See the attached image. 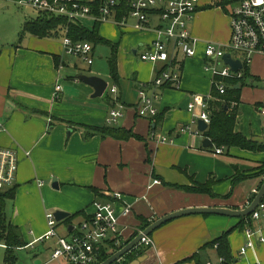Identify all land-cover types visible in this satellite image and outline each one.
<instances>
[{
  "label": "crops",
  "instance_id": "1",
  "mask_svg": "<svg viewBox=\"0 0 264 264\" xmlns=\"http://www.w3.org/2000/svg\"><path fill=\"white\" fill-rule=\"evenodd\" d=\"M221 1L199 0L197 12L187 26L197 42L196 55L179 57L172 66L180 73V83L178 87L159 90L154 104L162 120L155 124V118H139L131 108L138 101L140 87L146 86L149 95L152 80L166 69L161 63L154 65L138 59L156 40L155 32L135 31V20L130 18L124 28L117 26L121 36L100 35L117 44L119 81L113 85L109 77L99 73H81L77 63L67 59L60 38L27 34L18 41L23 24L37 19L39 12L35 17L27 6L15 0H0V148L17 154V172L11 186L16 187L15 197L10 200L14 202V214L7 221L18 228L24 242L23 247L14 249L16 264H20L19 253L25 254L29 264L49 259L55 240L40 238L48 230L46 215L56 211L78 219L76 225L71 223L73 218L57 223V234L68 236L93 212L95 201L114 203L117 213L128 206L131 212L120 217L119 229L124 239L130 240L141 232L142 220L152 223L188 208L241 210L249 204L264 179L252 172L264 163V152L221 147L223 152L216 155L217 148L212 143V147L202 146L203 134L194 136L178 130L187 124L197 129L198 121L193 123L194 115L187 106L194 104V114H198L201 102L212 93V77L204 70L203 49L207 42L225 44L229 40L228 13L222 7H210ZM150 19L152 27L160 26L159 18L152 15ZM81 22L92 24L89 20ZM249 73L258 82L240 89L235 132L264 145V116L260 113L264 108L263 57L254 58ZM80 75L106 81L108 94H103L100 102H91L93 89L77 79ZM112 87L116 88L114 94L110 93ZM217 101L210 96L208 107ZM116 102L126 109L114 127L135 137L116 139L93 132L88 136L87 131L79 129L80 125L106 127L107 113ZM157 134L168 141L159 143L154 137ZM237 178L238 183L233 185ZM210 179L214 182V197L183 189ZM53 180L57 189L52 187ZM154 180L159 184L152 185ZM114 194L121 195V199L115 200ZM238 223L234 218L202 215L172 220L150 234L152 246L139 247L144 249L138 257L142 258L139 264H217L216 248H201L228 230H232L228 236L230 264H264V244L256 239L253 249L240 254L246 238L243 230L235 228ZM60 224L67 232L64 235L58 231ZM251 225L264 232V214ZM5 252V245L0 244V264H5ZM194 255L195 259L186 261Z\"/></svg>",
  "mask_w": 264,
  "mask_h": 264
},
{
  "label": "built area",
  "instance_id": "2",
  "mask_svg": "<svg viewBox=\"0 0 264 264\" xmlns=\"http://www.w3.org/2000/svg\"><path fill=\"white\" fill-rule=\"evenodd\" d=\"M121 0H101L96 16L91 7L84 0H17L21 6H29L39 13L64 17L69 22L89 20L90 22L113 23L120 28L127 25L128 19H134V30L137 32L152 31L156 34V40L149 45L148 49L139 54L141 62L150 64H163L166 69L161 70L152 80L153 91L148 95L147 87L142 85L138 90V101L132 106L139 118H155L159 111L155 102L159 99V90L165 85L178 86L180 73L172 69V66L181 59L193 58L196 55V41L191 38L188 31V22L194 17L199 0H129L128 14L120 20L116 19V10ZM229 2V27L230 37L227 43L220 44L207 42L204 44L203 57L205 60L204 70L212 77V84L219 95L225 94L227 85L224 79L238 80L242 77L244 67L249 68L256 57L264 58V0H227ZM159 18L160 26L152 27L151 16ZM63 52L67 56L78 57L87 65H92V47L87 42H72L65 37L62 40ZM229 54L232 60H240L241 69L234 73L231 68L224 64L223 57ZM221 69L218 70V67ZM59 87L56 88V91ZM116 88L112 87L110 93L114 94ZM200 104V111L194 114L195 105L189 103L187 110L194 115L195 124L202 121L208 127L210 113L207 99ZM234 103H232L233 106ZM126 106L115 103L107 113L106 125L114 126L123 117ZM264 116V108L260 110ZM2 124L0 123V130ZM182 133L200 136L198 129H192L191 125L179 126ZM159 143L168 141L166 136L154 135ZM222 148L215 149L219 155ZM17 172V154L11 149L0 148V191L11 187L15 181ZM159 184L157 180L152 182ZM115 200H120L121 195L114 194ZM93 212L83 220L75 233L68 236H59L56 232L57 222L53 214L46 215L48 230L40 238L44 240L54 239L55 245L49 259L42 264H96L101 254L100 248H108L120 244L123 233L119 229L120 217H126L131 210L124 206L117 213L114 203L98 202L92 204ZM264 214V203H261L251 214V221L258 220ZM243 233L246 243L240 249L244 255L249 249H253L254 240L264 244V232L259 228L245 227ZM150 247L153 245L149 237L143 238L140 245ZM206 264H211L207 262ZM217 264H223L219 258Z\"/></svg>",
  "mask_w": 264,
  "mask_h": 264
},
{
  "label": "trees",
  "instance_id": "3",
  "mask_svg": "<svg viewBox=\"0 0 264 264\" xmlns=\"http://www.w3.org/2000/svg\"><path fill=\"white\" fill-rule=\"evenodd\" d=\"M17 1V0H15ZM128 1L121 0L119 7L116 10V19H121L123 16L128 14ZM101 0H94L93 2L87 3L91 7L92 12L98 16V8L100 6ZM210 7H222L227 13L229 9V2L227 0H222L221 2L215 3ZM102 23L96 21L92 23L91 28H86L81 21L76 23L69 22L64 17H54L39 13L37 19L33 21H28L23 24L22 29L19 33L18 41L25 35H31L38 38H60L63 40L65 37L69 38L72 42H87L91 47L96 45H105L110 48V56L107 58V69L108 77L110 78L113 85L117 84L119 81L117 73V44H113L99 35V28ZM92 47V52H93ZM57 61V57L55 58ZM225 84L227 85L225 94L219 95L216 88L213 86V90L210 96L217 98L219 101L209 104V113H210V124L206 132L203 133V136L210 140L215 148H225L230 149L232 147L239 148L242 150L252 151V152H264V145L258 144L252 140H248L239 133L235 132V122L237 111L231 103H240V89L243 87H252L255 86V83L258 82L257 78L252 77L249 73V69L244 67L242 70V77L238 80H229L224 79ZM238 86V88H237ZM165 87H171V85H165ZM164 87V88H165ZM173 87V86H172ZM223 100V101H222ZM155 124H159L162 120V116H156ZM79 129H83L84 133L87 131L88 136L90 132L100 135L101 137H112L116 139H129L130 137H135L131 133L115 128L114 126H108L103 128H93L89 126H78ZM252 172L257 174L256 176L264 177V163L258 164L255 168L252 169ZM240 178H237L233 181V185L238 183ZM213 180H209L205 184L196 185L194 188H183L184 191L188 193L204 194L210 197H214L212 191ZM262 184V183H261ZM260 184V186H261ZM259 186V188H260ZM258 188V189H259ZM16 187H8L0 191V244L5 245V264H16V257L14 255V249L21 248L24 246L20 232L17 227L11 225L6 218L5 207L7 201L13 200L15 197ZM96 196H99L97 190H93ZM253 198L249 200L251 202ZM264 200V199H263ZM263 200L261 203H263ZM205 216V215H203ZM75 215L70 216L66 220H69ZM65 220V221H66ZM239 223L236 225V229L240 231L244 230L245 227H250L251 225V215L246 218L238 219ZM151 223L142 220V227L140 231H143ZM232 230H228L223 233L218 238L213 241L205 244L201 249L205 248H216V253L218 258L223 259V264H230L232 262L231 252L228 244V236ZM137 234L132 236L125 244L131 241ZM150 237V235H149ZM124 244V245H125ZM123 247V246H122ZM140 246L133 249L130 253L126 254L122 259H126L125 264L136 260L143 254V250L139 249ZM113 249V250H111ZM112 251V252H109ZM114 246L108 248H100L101 254L98 256V261L96 264H99L106 260L113 251H117ZM197 255L192 256L191 258L186 259L191 260L195 259ZM121 261V260H120ZM116 262L114 264H119Z\"/></svg>",
  "mask_w": 264,
  "mask_h": 264
},
{
  "label": "water",
  "instance_id": "4",
  "mask_svg": "<svg viewBox=\"0 0 264 264\" xmlns=\"http://www.w3.org/2000/svg\"><path fill=\"white\" fill-rule=\"evenodd\" d=\"M223 62L224 64L228 65L234 73H236L239 69H241L240 61L232 60L229 54H226L223 57ZM77 79L81 81L83 84L93 89V94L91 96V98L93 99L101 98L103 94L106 92L108 87L107 82L97 76L80 75L77 77ZM197 129L200 133H203L206 131L207 126L204 122L198 121ZM202 146L204 148H208V147H212V144L209 139L205 138L202 142ZM52 187L54 189L58 188L56 186L55 180L52 181ZM263 199H264V179L262 181L260 188L256 192L254 198L244 209L238 210V209L225 208V207H202V208H188L167 214L159 218L158 220L152 222L147 228H145L143 231L138 233L137 236H135L131 241L125 244L121 249L111 254L106 260H104L99 264H114L116 262H119L126 254L130 253L133 249L137 248L140 245V242L142 241L143 238L149 237V235L152 234L156 229H158L162 225L172 220L190 215L220 216V217H227L234 219L246 218L255 211V209L261 204ZM69 216L70 214L62 211H56L53 214V217L57 223L64 221ZM141 260L142 258H138L137 260L131 262V264H139Z\"/></svg>",
  "mask_w": 264,
  "mask_h": 264
},
{
  "label": "rangeland",
  "instance_id": "5",
  "mask_svg": "<svg viewBox=\"0 0 264 264\" xmlns=\"http://www.w3.org/2000/svg\"><path fill=\"white\" fill-rule=\"evenodd\" d=\"M198 8V7H197ZM27 10L31 11L35 17H36V14L38 15V12L32 8H30L29 6H27ZM197 12V10H196ZM228 12H229V9H228ZM196 14V13H195ZM229 16V15H228ZM104 24V23H103ZM83 25L86 27V28H91L92 27V24L89 23V22H84ZM135 25V24H134ZM133 25V27H134ZM116 34H119V36H121L122 32L120 30V28H118L117 26H112L111 23H108V24H104L102 25L100 28H99V35H105V36H113L115 37ZM190 34V32H189ZM191 36V34H190ZM192 39H194L192 36H191ZM195 40V39H194ZM196 41V40H195ZM152 44V43H151ZM92 45V44H91ZM196 45H197V42H196ZM93 47V46H92ZM149 47V46H148ZM110 48L108 46H105V45H96L95 47H93V52L91 54V58H92V65H87L86 62L82 61L81 59H77V58H73V57H69L68 56V60L69 61H75L77 63V65L79 66V69L81 70V73L83 74H88V73H91V72H94V73H99L101 75V77H105L107 79L108 77V69H107V58H109L110 56ZM67 56V55H66ZM231 58V57H230ZM138 59H139V55H138ZM185 59H189V58H185ZM232 59V58H231ZM240 61V60H239ZM253 62H251V64L249 66L252 65ZM221 69V66L218 67V70ZM249 69V68H248ZM107 75V76H106ZM63 82H67V81H63ZM179 83H180V79H179ZM178 83V85H179ZM178 87V86H177ZM172 88H175L174 86ZM107 91L104 93V95H107ZM100 100H102V98H95V99H92L90 100L91 102H100ZM223 101V100H222ZM115 105V104H114ZM232 105V103H231ZM238 105L236 103L233 104V107L236 108ZM254 198V197H253ZM13 207H14V202L13 201H7L6 203V207H5V211H6V216H7V219L10 221L11 218H12V215L14 214V211H13ZM71 223L72 225H76L78 223V219L77 218H73L71 220ZM58 231L59 233L63 234L64 235V232L65 234L67 233L65 231V227H64V224H60L59 227H58ZM128 240H125L124 238L122 239V241L120 242V244H117V245H114V247L116 249H121L122 246H124V244L127 242ZM140 248L141 246H144V245H139ZM145 247V246H144ZM113 250V249H111ZM117 250V251H118ZM112 252V251H110ZM116 252V251H115ZM114 253V251H113ZM112 253V254H113ZM19 258H20V264H29V262H25L26 257H25V254L24 253H19ZM126 263V259H121L120 263L119 264H125Z\"/></svg>",
  "mask_w": 264,
  "mask_h": 264
}]
</instances>
